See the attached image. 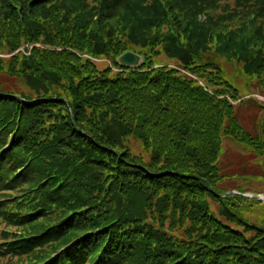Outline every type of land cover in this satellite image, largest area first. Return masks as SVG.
Segmentation results:
<instances>
[{
	"label": "trees",
	"instance_id": "obj_1",
	"mask_svg": "<svg viewBox=\"0 0 264 264\" xmlns=\"http://www.w3.org/2000/svg\"><path fill=\"white\" fill-rule=\"evenodd\" d=\"M220 1L0 0V54L12 53L0 57V222L22 230L1 233L7 264H264V226L228 208L258 201L215 191L260 177L219 159L227 136L264 161V105L249 96L264 89V0L212 14ZM209 50L241 63L242 87ZM127 51L141 67L116 64ZM205 194L258 238L198 204ZM166 210L194 241L163 231Z\"/></svg>",
	"mask_w": 264,
	"mask_h": 264
},
{
	"label": "rangeland",
	"instance_id": "obj_2",
	"mask_svg": "<svg viewBox=\"0 0 264 264\" xmlns=\"http://www.w3.org/2000/svg\"><path fill=\"white\" fill-rule=\"evenodd\" d=\"M228 1H229L228 2L229 5H232V0H228ZM226 5H228L227 0H221L217 4V7H213V9L210 12L212 14H215V13L218 14L219 11L226 9L227 7ZM205 20H206L205 15L201 13L198 16V21L204 22ZM31 47H40V46L36 44H30L29 46H24L22 48L20 47L19 50H23L25 48L30 49ZM41 48H44V47L41 46ZM17 51L13 53H16ZM207 53L209 54L208 57L210 59L214 60L217 63V65L223 67V69L225 70V73H227V75L229 76V77L227 76L229 80L233 78L234 81L236 80L237 82L236 85H238L239 87L243 86L244 76H242L240 62L232 60L231 58H227L228 56L226 57L224 55L216 56L210 50ZM11 54H0V57H3V58L9 57ZM158 59L168 64L177 65L176 61L167 59L163 54L160 55ZM203 59H204V56H203ZM227 59H230L232 61H228ZM95 62H96V66L99 69H102L103 67L110 65L109 60H106V59L95 60ZM186 73L188 75H191L188 72ZM10 82H15L20 92H28V86L24 84L23 82L17 81L15 79L14 80L9 79L8 83ZM244 85L247 87L248 91H251L252 88L255 87L254 81H251L249 79H247V83H245ZM251 95L254 96L257 100L261 101V103L264 105V89L260 88L257 90V92H254ZM241 111H242V108H241ZM263 112L264 110H259L257 114V118H256L257 123ZM244 125L248 127L251 125L249 118L246 117V119L244 120ZM128 146L132 153H138L137 146L134 143L128 142ZM248 154L249 153L247 152V150L240 147L239 144L233 142L229 137L227 136L222 137V153L219 159V163H220L219 166L221 167V170L225 174H227L229 173L228 171L232 167L241 168L244 165V167L248 169L247 170L248 174H259L258 176L260 177L246 179L244 175H237L235 177L223 178V180H219L218 183L216 184L217 188L215 189V191L217 192L216 194L217 197H223V195L225 196V194H222L224 192L225 193L229 192V193H232L233 195H238V190H242V192L244 193L243 194L244 196L251 195L250 197H247V199H256L259 204L255 202H252V203L244 202V198H242L241 202L234 199L228 204V208H230V210L233 213H235V215L238 216L241 219V221L251 222L254 226H264V207H263L264 203H262L261 201L257 199V196L264 197V161L263 162L261 160L257 161L254 157H252V155L250 157V155ZM5 194L8 195L12 193L7 192ZM205 195H202L200 197V200L197 199V203L200 204L205 200V203L209 207V210L211 212H213L221 221L229 223V226L232 227L231 231L233 230L237 232L238 234L245 235L249 239L258 238L257 236L258 233H256L255 230L251 228H245L243 223H241L239 220H236L237 218L235 219L231 218L232 220L230 221L227 215L225 213H222L221 210H219L221 208V203H219L220 201L218 200V198L211 196V195L210 196L208 195L205 196ZM0 197H4V194L3 193L0 194ZM126 199L128 198L126 197ZM231 204H234L236 206H231ZM108 205H110L109 202L106 203V208L109 207ZM167 215H168L167 210L166 212L160 213L158 215V223L166 234L172 237H184V238L194 241V238H192L191 233L188 232L189 230L185 224L180 223L178 224V226H175L174 228H172V226H168V222L166 221ZM224 215L226 216V218ZM152 217L153 216H151V218ZM174 218H175V215L172 217V219ZM20 231L22 230L18 228V226L7 225L3 222H0V241L6 239L7 237L4 235L2 236L1 233L7 232L9 233V235L12 234L13 237H18V234ZM229 236L230 235H228L227 239L229 238ZM233 236H235V234H233ZM227 239L225 241L218 240L219 246L220 245L222 247L235 246L233 245L232 241H227ZM158 256L162 259L163 254L160 253ZM6 258L8 257L0 256V264H7L8 261ZM10 261L14 262L15 259L12 258Z\"/></svg>",
	"mask_w": 264,
	"mask_h": 264
},
{
	"label": "water",
	"instance_id": "obj_3",
	"mask_svg": "<svg viewBox=\"0 0 264 264\" xmlns=\"http://www.w3.org/2000/svg\"><path fill=\"white\" fill-rule=\"evenodd\" d=\"M115 62L118 66H121L127 69H138L143 64V57L136 53L127 51L117 56L115 58ZM240 195L244 196L243 194H240ZM257 199L261 201L262 203H264V200L261 196L259 197L257 196Z\"/></svg>",
	"mask_w": 264,
	"mask_h": 264
},
{
	"label": "bare ground",
	"instance_id": "obj_4",
	"mask_svg": "<svg viewBox=\"0 0 264 264\" xmlns=\"http://www.w3.org/2000/svg\"><path fill=\"white\" fill-rule=\"evenodd\" d=\"M263 198V200H264V197H262Z\"/></svg>",
	"mask_w": 264,
	"mask_h": 264
}]
</instances>
